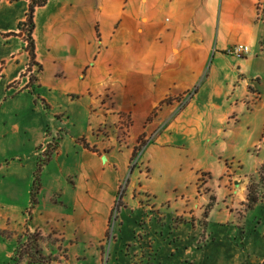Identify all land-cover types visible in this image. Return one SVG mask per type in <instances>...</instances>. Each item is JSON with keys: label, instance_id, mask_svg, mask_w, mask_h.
<instances>
[{"label": "crops", "instance_id": "crops-1", "mask_svg": "<svg viewBox=\"0 0 264 264\" xmlns=\"http://www.w3.org/2000/svg\"><path fill=\"white\" fill-rule=\"evenodd\" d=\"M32 1L17 4L18 25L2 32L14 43L0 77L13 64L6 85L23 83L30 65L24 87L50 112L60 117L67 113L62 102L71 106L66 99L83 100L98 126L120 123L126 137L123 146L109 139L102 154L85 152L90 166L81 173L80 193L104 187L107 201L89 223L92 235L100 240L105 233L116 192L112 182L100 186L105 171L123 174L137 141L144 163L160 165L179 192L167 203L177 207L187 240L174 233L167 264H204L201 254L216 244L204 202L221 194L232 198L228 219L218 223L234 229L230 248L237 264H263L264 200L243 220L236 209L245 206L249 181L259 180L264 163V0H46L33 8L30 54L19 25ZM237 43L248 45L249 54L225 56ZM240 141L249 153L247 162L235 158L244 174L224 159ZM86 143L94 144L87 137Z\"/></svg>", "mask_w": 264, "mask_h": 264}, {"label": "rangeland", "instance_id": "rangeland-1", "mask_svg": "<svg viewBox=\"0 0 264 264\" xmlns=\"http://www.w3.org/2000/svg\"><path fill=\"white\" fill-rule=\"evenodd\" d=\"M20 1L0 0L2 64L9 59L14 43L13 38L2 32L18 25ZM26 48L29 49L28 42ZM12 65L0 77V264H28V254L34 256L31 242H35L40 257L39 261L33 257L32 264H167L177 244L174 233L187 240V229L178 227L181 223L175 216L177 207L167 203L169 197L179 194L173 191L168 172L160 171V165L148 167L144 163L147 154L140 158L142 148L137 149L136 141L124 173L106 170L100 182V186L112 182L116 192L105 233L100 240L93 236L89 223L102 214L97 207H103L107 201L102 193L104 187L93 194L80 193L81 173L90 166L85 152L102 154L105 151L102 144L111 138L116 146H123L126 137L121 124L114 126L110 120V124L98 126L97 118L88 112L83 100L66 99L71 106L62 102L67 113L59 117L56 110L50 112L37 95L28 92L24 87L26 76L21 75L23 83L6 85L14 74ZM260 72L264 76V67ZM260 83L264 92V79ZM32 109L36 111L34 114ZM134 135L137 137V133ZM86 137L94 143L90 148ZM240 143L241 147H228L224 159L228 160L227 165L234 163L235 170L244 174L235 158L247 162L249 153H243L244 141ZM123 151L128 149L124 147ZM171 173L176 175L174 171ZM246 193L245 206L236 209L239 220L245 219L257 200H264V163L259 180L249 181ZM231 202L230 196L224 199L222 194L215 198L209 195L204 202V212L211 211L206 219L212 224L210 236L215 238L212 242H216L201 254L206 256L204 264H237L239 260L230 248L234 229L218 223L228 219ZM239 244L242 246L240 240ZM19 247L21 260H18ZM179 250L183 252V244Z\"/></svg>", "mask_w": 264, "mask_h": 264}, {"label": "trees", "instance_id": "trees-1", "mask_svg": "<svg viewBox=\"0 0 264 264\" xmlns=\"http://www.w3.org/2000/svg\"><path fill=\"white\" fill-rule=\"evenodd\" d=\"M45 1H46V0L32 1L31 4H30V6H29V11H28V13H27V16H26L25 21L19 25L20 28H21V29L24 31V33L26 34V39H27L28 44H29V52H30V54H31V52H32V42H31V40H30V33H31V31H32V12H33V8H34L35 5H41V4H43ZM20 249H21V247H19V249H18V250H19L18 260H21ZM30 249H32L33 252H34V256H33L34 259H36V260L39 261V260H40V257H39V251H38V249H36V244H35V242H31V247H30ZM33 257H32V256L30 257L29 254H28V259H29L28 264H32V263H31V260L33 259ZM143 264H150V263H148V262H143Z\"/></svg>", "mask_w": 264, "mask_h": 264}, {"label": "built area", "instance_id": "built-area-1", "mask_svg": "<svg viewBox=\"0 0 264 264\" xmlns=\"http://www.w3.org/2000/svg\"><path fill=\"white\" fill-rule=\"evenodd\" d=\"M249 52H250V47L242 43L232 44L223 50V53L225 55L230 57H235L237 59L244 58L246 55L249 54ZM22 76H26L29 79V77L31 76L30 65H27L25 67Z\"/></svg>", "mask_w": 264, "mask_h": 264}]
</instances>
